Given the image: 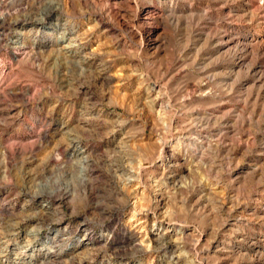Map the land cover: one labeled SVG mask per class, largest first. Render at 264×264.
Returning a JSON list of instances; mask_svg holds the SVG:
<instances>
[{
	"label": "rangeland",
	"instance_id": "374dc122",
	"mask_svg": "<svg viewBox=\"0 0 264 264\" xmlns=\"http://www.w3.org/2000/svg\"><path fill=\"white\" fill-rule=\"evenodd\" d=\"M0 264H264V0H0Z\"/></svg>",
	"mask_w": 264,
	"mask_h": 264
}]
</instances>
